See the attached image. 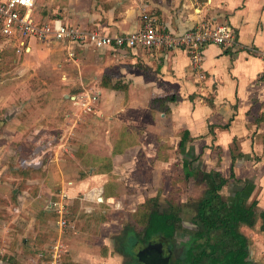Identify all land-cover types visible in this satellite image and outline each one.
<instances>
[{
    "label": "crops",
    "instance_id": "0c3cea01",
    "mask_svg": "<svg viewBox=\"0 0 264 264\" xmlns=\"http://www.w3.org/2000/svg\"><path fill=\"white\" fill-rule=\"evenodd\" d=\"M145 12L155 18L158 29L174 35L202 23L208 27L226 24L234 31L236 43L204 44L200 65L193 67L186 46L96 48L30 38L22 47L19 37L0 33V66L13 61L14 67L30 71L28 79L46 84L52 100L76 99L86 89L97 94L103 118H95L106 131L100 139L104 150L113 151L109 167L100 168L95 163L101 162L91 159L90 164L74 163L76 169L69 171L66 162L52 161L41 173L27 176L20 172L25 168L20 159L30 158L33 148L23 153L18 145L13 152L0 149V264H46L42 250L57 235L51 201L61 190L69 195L63 237L67 261L93 263L94 249L107 246L113 255L108 251L104 261L96 259L98 263L122 264L121 245L140 228L127 225V218V224L115 228L113 219L100 222L90 212L114 202L117 171L128 174L140 168V151L154 152L151 160L159 167L169 164L164 155L177 151L186 176L191 173L189 162L200 163L199 155L203 167H212V147L221 152L223 167L230 169L237 155L238 171L250 169L254 175L263 168L264 79L259 73L264 66L260 58L264 0H35L32 17L39 23L51 21L114 34L138 30ZM0 92V98H5V91ZM39 98L27 100L31 112L39 111ZM2 110L0 137L13 136V131L19 135L10 127L11 121L19 122L18 117L6 119L7 110ZM117 136L118 141L110 139ZM12 153L14 161L4 162ZM95 189L102 192V200L96 199ZM112 233L117 236L112 238Z\"/></svg>",
    "mask_w": 264,
    "mask_h": 264
},
{
    "label": "rangeland",
    "instance_id": "374dc122",
    "mask_svg": "<svg viewBox=\"0 0 264 264\" xmlns=\"http://www.w3.org/2000/svg\"><path fill=\"white\" fill-rule=\"evenodd\" d=\"M11 63V65L7 64L5 66H0V91H5L6 95L5 98H0V120H4V118H2L1 109H3L2 111L4 112V108L7 111L18 108L19 112L14 116L18 117L17 120L19 122L11 121L10 127L11 129L17 130L19 135L14 136L13 133L15 132L13 131L12 135L14 137L10 134L6 135V139L0 137V149L12 151L14 146L18 145L21 146V148L23 147V153L27 151L30 146L33 150H36L37 146L40 147L43 143L54 140V143L49 146L50 149L47 150L45 154L42 152L41 155L38 154L40 157L37 158V160H39L37 164L24 166V170L20 172L27 176L41 173L52 161L58 163L66 162L63 164H68L70 166L68 168L69 171H74L76 169L74 163L79 166L82 164H90L91 159L99 160L101 164L98 162L95 164L100 165V168L105 166L109 167V165H111L113 157L111 153L113 151L104 150L100 139V133L101 135H105L106 131L102 126H99V122H97V118H95L96 115L103 118L102 115H100L97 105L98 100L95 101L91 111H84L85 106L81 103V99L78 98L82 92L93 90H81V93L76 95V99H70L68 101L52 100L50 90L45 89L47 88L46 84L42 85L43 83L36 79H28L30 71H25L24 68H20L19 65H15L14 67L15 63L13 61ZM19 63L21 62L19 61ZM25 63L23 65H25ZM52 86L53 84L51 83L50 87ZM2 94L3 92H0V95ZM16 94L18 95L15 100ZM37 96L40 97L38 100L40 109L38 112H31V106H29L27 100H29L30 97L36 98ZM3 99L5 103L2 101ZM119 138L120 137L117 136L115 139H110L118 141ZM110 144L112 145V141H110ZM108 147L110 148L111 146L109 145ZM142 152L143 154H141ZM153 153L154 152H145V150L140 151L137 153L139 157H142V159L139 160V163L142 165L140 168L136 166V169L129 173L127 172L128 174H126L125 171H117L116 176L119 177L118 181L120 185H112L118 190L116 192L117 198L114 202H110V204H103V210L102 208L101 210L91 209V216L100 222H107L113 219L115 228H118L121 223L124 225L127 224L125 220V218H127L129 220V224L127 225L140 228L143 224V218H145L150 207L157 206L164 211L183 209L185 210L184 219H186V216L189 214L186 210L193 207L191 203L199 201L207 196L206 190L214 189L215 186L221 183V179H223L224 181L220 188L215 189L222 200L227 204H231L236 200L234 194L240 192V195L244 199L246 198V203L252 205L254 208V225L249 227L241 223L238 226V230L246 236L247 259L257 264H264V231L261 229V212L264 210V176L258 178L264 171V166L262 169L256 170L254 175V170L244 169L238 171V157L236 155L235 163L230 169L223 167L226 163H221V152H219L218 147H212L209 155L211 157L210 160H212L210 162L212 167L209 168L210 165L203 167L199 155L198 159L200 163L189 162L190 170L188 168L187 170L189 172L191 171V173L186 176L182 164V157L177 155V151L164 155V158L169 162L165 167H159L151 160L153 156H155ZM14 157L15 155L12 153L4 162H13ZM32 157L33 155L27 159H31ZM117 165L121 166L120 163H117ZM88 171V168L84 169L83 175H86ZM237 171L239 172L238 177L237 175L235 176ZM120 175L123 176L120 177ZM136 176L138 179H136ZM252 176L253 178H250ZM243 178H248V180L245 182ZM138 180L139 183L137 182ZM255 182L257 183L255 184ZM95 190L98 192L95 193L97 194L95 196L96 199L102 200V192L100 189ZM63 193L67 196L64 198L63 202H67L69 195L65 190H61L58 198L54 200H59ZM124 194H128L129 196H125ZM83 204L87 205L88 202ZM55 220L56 218L54 219L53 226L57 231V235L53 237L49 244L42 250V256L44 258L51 246L59 242L62 245V247H60L62 250L61 258L65 264H72V261H67V259L69 260V251L66 240L63 238L66 230L60 232ZM136 223H138L137 226L135 225ZM113 225L112 227L114 228ZM179 231L188 232V230L184 228H179ZM58 233L60 235H58ZM111 236L113 238V236L117 235H113L112 233ZM99 247L98 250L94 249L96 254L92 255L93 263L84 264H102L98 263L96 259L104 261L105 258L108 257V251L110 252V250L107 246L103 248H101V246ZM1 252L2 249L0 248V253ZM113 252V250L110 252L111 255H113Z\"/></svg>",
    "mask_w": 264,
    "mask_h": 264
},
{
    "label": "built area",
    "instance_id": "2783aa9c",
    "mask_svg": "<svg viewBox=\"0 0 264 264\" xmlns=\"http://www.w3.org/2000/svg\"><path fill=\"white\" fill-rule=\"evenodd\" d=\"M35 0H5L0 1V33L6 37H19L20 45L26 46V40L34 38L40 41H58L64 44H90L96 48H138V47H159V46H186L189 49L193 67L200 65L204 44L212 42L222 46H231L236 43L235 33L226 24L208 27L205 23L197 29L186 30L180 34H172L169 31L158 29L156 20L149 13L142 14V26L138 30L126 33L104 34L97 31H87L86 27L68 26L55 22L39 23L32 17ZM73 57V51L68 52ZM260 58L264 62V48L260 52ZM264 79V66L259 74ZM85 106L84 111H91L97 100V94L93 91H85L78 97ZM54 140L43 143L33 150L31 159L21 158L22 166L35 165L38 163L42 153L50 149ZM39 152V153H37ZM62 194L59 200L51 201V207L56 214V225L60 232L68 226L66 216L67 204ZM56 242L46 252V264H65L62 257V245Z\"/></svg>",
    "mask_w": 264,
    "mask_h": 264
},
{
    "label": "flooded vegetation",
    "instance_id": "af4514ba",
    "mask_svg": "<svg viewBox=\"0 0 264 264\" xmlns=\"http://www.w3.org/2000/svg\"><path fill=\"white\" fill-rule=\"evenodd\" d=\"M197 202L191 203L193 207L186 210L189 213L186 219L183 209L164 211L157 206L150 207L145 216V223L137 234L133 235L131 241H126L124 246L121 245L122 264H228V226L202 225L203 212L196 208ZM152 210L171 215V221L163 219L164 224L154 231V226L148 225V215ZM238 226L239 224L234 227L235 234L246 240ZM179 228L188 232L179 231ZM118 242L120 243V240ZM244 249L247 251L246 246ZM247 256L246 262L257 264L249 261Z\"/></svg>",
    "mask_w": 264,
    "mask_h": 264
},
{
    "label": "trees",
    "instance_id": "16d2710c",
    "mask_svg": "<svg viewBox=\"0 0 264 264\" xmlns=\"http://www.w3.org/2000/svg\"><path fill=\"white\" fill-rule=\"evenodd\" d=\"M223 181L221 179V183L215 186L214 189H207V196L197 202L196 208L201 209L203 212V222L201 224L207 227L218 224L228 226L230 235L227 249L228 264H250L245 260L247 256V251L244 249L246 240L237 233L235 234L234 227L241 223L253 226L254 208L252 205L246 203V198L244 199L240 195V192L236 193V200L231 204H227L222 200L215 189L220 188ZM148 216V225L154 226V231L158 229V226L164 224V220L171 221L169 219L171 215L165 213L160 214L157 210H152ZM261 217V229L264 231V210L261 212ZM125 239H127L126 241H131L132 238L128 236Z\"/></svg>",
    "mask_w": 264,
    "mask_h": 264
},
{
    "label": "water",
    "instance_id": "95a60500",
    "mask_svg": "<svg viewBox=\"0 0 264 264\" xmlns=\"http://www.w3.org/2000/svg\"><path fill=\"white\" fill-rule=\"evenodd\" d=\"M73 98V97H72ZM19 112V110H18V108H16V109H13V110H11V111H6L5 112V118L6 119H10L12 116H14L16 113H18Z\"/></svg>",
    "mask_w": 264,
    "mask_h": 264
}]
</instances>
